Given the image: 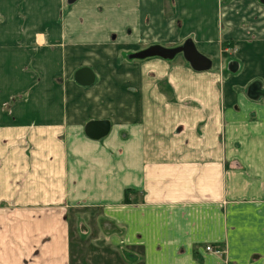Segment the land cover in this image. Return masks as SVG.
<instances>
[{
    "label": "crops",
    "instance_id": "0c3cea01",
    "mask_svg": "<svg viewBox=\"0 0 264 264\" xmlns=\"http://www.w3.org/2000/svg\"><path fill=\"white\" fill-rule=\"evenodd\" d=\"M73 3L63 16L67 0H0V264H66L59 233L69 203L102 205L106 233L119 236L130 264H264V103L221 112L214 81L205 77L201 91L178 73L175 103L125 94L112 116L96 84L56 81L66 72L63 44L91 43L107 56L117 34L131 49L149 18L166 19L167 0ZM216 3L178 0L184 33L207 27L213 39L217 21L207 11ZM94 120L114 121L107 137L86 136Z\"/></svg>",
    "mask_w": 264,
    "mask_h": 264
},
{
    "label": "rangeland",
    "instance_id": "374dc122",
    "mask_svg": "<svg viewBox=\"0 0 264 264\" xmlns=\"http://www.w3.org/2000/svg\"><path fill=\"white\" fill-rule=\"evenodd\" d=\"M73 1L75 0H67L63 16L74 4ZM215 2H217L214 4L215 8L207 11L208 15L211 17L214 15L217 21L216 28L213 27L215 37L211 40L208 39L207 27H204L203 32L198 30L185 34L186 25L180 18L182 11H178V0H167V8L164 9L166 19L160 17L157 19V24H149V18L142 27L144 40L136 42L135 46L133 44L131 49L120 47V37L117 34L111 37L107 56H104L103 49L93 53L92 49L95 46L91 43L83 44L79 48L77 45L69 48V44H63L68 56L64 58L65 64L61 65V68L66 72L65 75L64 73L58 75L56 81L63 85L69 81V78L70 81H75L73 75L78 68L94 65L99 73L97 81L95 79V84L99 88L96 98L108 99L111 102H107V107L112 110V116L118 111L120 99L125 94L127 98H146L154 104L163 102L164 99L175 103L178 97L171 78L179 76L178 73L181 76L183 73H188L187 84L200 86L201 91H204V86L200 83L207 82L203 80L205 77L208 76L210 85H213L214 81L215 93L210 97L221 102V112L227 109L239 112L243 107L242 103L253 100L264 103L263 97L252 99L248 95L250 88L255 84L259 83L264 88V0H215ZM212 6L209 5L211 8ZM128 29L127 40L130 42L129 39L134 38L135 32L131 27ZM127 40H125L126 44H123L125 47L129 45ZM188 40L195 44L201 54L211 60L209 70H194L185 59L183 52L173 56L159 53L163 49H177ZM75 62L77 65L74 64ZM125 68L128 70L125 71ZM249 70L254 71L255 76L249 78L247 75ZM125 76L128 78L127 81L124 79ZM146 76L147 78H144ZM126 82H134L136 85H126ZM179 86L182 94L197 96L198 88L189 91L184 85ZM142 92L143 97L140 94ZM64 96L69 98L77 94L74 90L65 89ZM79 97L86 95L81 94ZM227 101L229 106H226ZM145 109L157 112L155 105H147ZM68 110L70 111L71 107H68ZM251 118L254 119L255 115L253 114ZM157 136L160 144L164 143V137L158 134ZM63 209L64 226L61 230L63 233H59L61 234L59 237L60 241L69 246L66 264H110V259L114 264H120V258L130 264L128 257L131 256H128L119 245V236L116 233L111 237L107 234L111 226L103 216L102 205L69 203ZM43 240L50 241L51 238L43 235ZM110 242L117 244L110 248ZM138 256L141 254L138 253Z\"/></svg>",
    "mask_w": 264,
    "mask_h": 264
},
{
    "label": "water",
    "instance_id": "95a60500",
    "mask_svg": "<svg viewBox=\"0 0 264 264\" xmlns=\"http://www.w3.org/2000/svg\"><path fill=\"white\" fill-rule=\"evenodd\" d=\"M161 51L162 52H159L161 53V55H169V56H173L176 53L183 52L185 59L190 63L191 67L196 71L209 70L212 64L211 60L208 59L203 54H201L195 47V44L190 40H188L183 46L177 49L174 50L163 49ZM95 77H96L95 73L89 67L80 68L74 74L75 82L83 87H88L93 85L95 83ZM248 95L252 99H257L260 97L264 98V88L259 83L255 84L250 88ZM111 128H112V124L109 120H94L86 124L85 134L87 137H89L92 140H101L110 134Z\"/></svg>",
    "mask_w": 264,
    "mask_h": 264
},
{
    "label": "built area",
    "instance_id": "2783aa9c",
    "mask_svg": "<svg viewBox=\"0 0 264 264\" xmlns=\"http://www.w3.org/2000/svg\"><path fill=\"white\" fill-rule=\"evenodd\" d=\"M206 251L214 252V253H217V254L220 253L219 250H216V249H215L214 247H212V246H208V247H206Z\"/></svg>",
    "mask_w": 264,
    "mask_h": 264
},
{
    "label": "trees",
    "instance_id": "16d2710c",
    "mask_svg": "<svg viewBox=\"0 0 264 264\" xmlns=\"http://www.w3.org/2000/svg\"><path fill=\"white\" fill-rule=\"evenodd\" d=\"M129 192H130V191H127V194H126V197H125V202H126V203L130 202L129 199H128V193H129Z\"/></svg>",
    "mask_w": 264,
    "mask_h": 264
},
{
    "label": "bare ground",
    "instance_id": "6f19581e",
    "mask_svg": "<svg viewBox=\"0 0 264 264\" xmlns=\"http://www.w3.org/2000/svg\"><path fill=\"white\" fill-rule=\"evenodd\" d=\"M74 77V76H73ZM95 84V83H94Z\"/></svg>",
    "mask_w": 264,
    "mask_h": 264
}]
</instances>
